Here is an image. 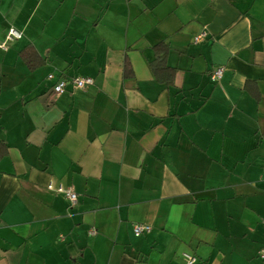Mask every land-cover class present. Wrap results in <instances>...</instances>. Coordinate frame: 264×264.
Segmentation results:
<instances>
[{
	"label": "crops",
	"instance_id": "crops-1",
	"mask_svg": "<svg viewBox=\"0 0 264 264\" xmlns=\"http://www.w3.org/2000/svg\"><path fill=\"white\" fill-rule=\"evenodd\" d=\"M11 29L0 264H264V0H0V43ZM29 47L47 61L32 72ZM76 77L94 85L54 93Z\"/></svg>",
	"mask_w": 264,
	"mask_h": 264
},
{
	"label": "built area",
	"instance_id": "built-area-1",
	"mask_svg": "<svg viewBox=\"0 0 264 264\" xmlns=\"http://www.w3.org/2000/svg\"><path fill=\"white\" fill-rule=\"evenodd\" d=\"M20 37H21V33L16 31L15 29H11L6 35L5 41L3 43H0V49L3 51H7L8 49L7 44L9 42H13L19 39ZM206 38H207V33L202 32L200 35L194 38V43L199 44L203 42ZM223 74H224V68L219 67L215 69L210 75L212 82L214 83L220 82L223 77ZM48 79L53 81L55 79V76L49 75ZM93 85H94V80L90 77H76L69 79L61 78L55 83L53 90L56 95H62L67 91L69 86L73 87L75 90H86L92 87ZM48 190L56 192L58 194L65 195L72 206H75L78 203V195L72 189L64 188L62 186L55 187L53 184H49ZM151 231L152 228L148 225L136 224L133 226V234L137 238L149 234ZM92 234H94V232ZM183 258L186 264L197 263V258L191 254L186 253L183 255ZM262 258H264L263 255Z\"/></svg>",
	"mask_w": 264,
	"mask_h": 264
},
{
	"label": "trees",
	"instance_id": "trees-1",
	"mask_svg": "<svg viewBox=\"0 0 264 264\" xmlns=\"http://www.w3.org/2000/svg\"><path fill=\"white\" fill-rule=\"evenodd\" d=\"M153 51L154 60L150 63V68L155 80L167 87L172 86L174 84L176 70L168 65V57L170 53L169 46L165 43H159L154 46ZM20 58L31 72L47 64L46 59L39 55L33 47H29L20 52ZM132 73L131 64L127 60L125 62L124 75L126 77H131ZM56 82L57 81L55 80V83ZM256 98L258 100V96H256ZM4 154L5 152L0 153V157Z\"/></svg>",
	"mask_w": 264,
	"mask_h": 264
}]
</instances>
